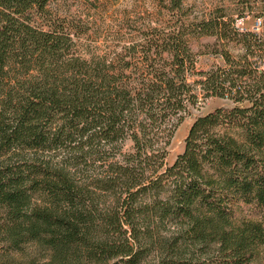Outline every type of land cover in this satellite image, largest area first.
<instances>
[{"label": "trees", "instance_id": "1", "mask_svg": "<svg viewBox=\"0 0 264 264\" xmlns=\"http://www.w3.org/2000/svg\"><path fill=\"white\" fill-rule=\"evenodd\" d=\"M52 1L0 0V264H264V69L248 58L264 39L163 0L98 55ZM207 36L223 64L201 72L191 40ZM209 98L231 105L196 117L169 165ZM27 246L42 256L19 262Z\"/></svg>", "mask_w": 264, "mask_h": 264}, {"label": "rangeland", "instance_id": "2", "mask_svg": "<svg viewBox=\"0 0 264 264\" xmlns=\"http://www.w3.org/2000/svg\"><path fill=\"white\" fill-rule=\"evenodd\" d=\"M184 8L188 11V20L198 21L211 12L223 10L226 20L235 22L245 19V27L251 28L255 19H261L264 24V1L248 0L244 5L241 0H183ZM163 0H54L49 10L59 17H66L83 30L87 36L80 40L81 47L89 48L92 52L103 55L118 50L117 43H128L138 36V30L149 22H156ZM129 28V29H128ZM264 39V29L259 32ZM193 50L198 55L197 68L207 72L214 66L223 64L215 51L216 39L212 36L195 37L191 40ZM117 42V43H116ZM233 56H242L245 51L241 46L231 43L226 48ZM264 60V53H261ZM250 61H258L264 69V61L248 57ZM231 102L219 98L202 100L197 110H192L179 127L169 150L167 163L172 165L176 157L184 150V142L194 120L199 115H206L217 108L230 106ZM241 217H250L248 210L241 212ZM42 256L34 246H27L22 255H17L19 262H25L28 257Z\"/></svg>", "mask_w": 264, "mask_h": 264}, {"label": "built area", "instance_id": "3", "mask_svg": "<svg viewBox=\"0 0 264 264\" xmlns=\"http://www.w3.org/2000/svg\"><path fill=\"white\" fill-rule=\"evenodd\" d=\"M234 27L239 33H252L258 36L259 32L264 29V24L261 19H255L251 25V28H247L245 27V19H241L235 22Z\"/></svg>", "mask_w": 264, "mask_h": 264}]
</instances>
